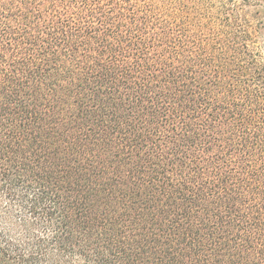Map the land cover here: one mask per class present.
<instances>
[{"label":"trees","instance_id":"trees-1","mask_svg":"<svg viewBox=\"0 0 264 264\" xmlns=\"http://www.w3.org/2000/svg\"><path fill=\"white\" fill-rule=\"evenodd\" d=\"M258 0H0V264H264Z\"/></svg>","mask_w":264,"mask_h":264},{"label":"rangeland","instance_id":"rangeland-1","mask_svg":"<svg viewBox=\"0 0 264 264\" xmlns=\"http://www.w3.org/2000/svg\"><path fill=\"white\" fill-rule=\"evenodd\" d=\"M255 6L248 7V12L250 15L256 14V9H260V12L258 13L259 18L264 19V0H258L257 4H253Z\"/></svg>","mask_w":264,"mask_h":264}]
</instances>
